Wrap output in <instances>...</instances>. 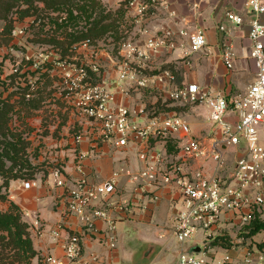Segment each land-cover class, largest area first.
I'll return each mask as SVG.
<instances>
[{
    "label": "crops",
    "instance_id": "1",
    "mask_svg": "<svg viewBox=\"0 0 264 264\" xmlns=\"http://www.w3.org/2000/svg\"><path fill=\"white\" fill-rule=\"evenodd\" d=\"M101 1L116 7L123 0ZM165 1L167 10H162L156 18L149 19L150 25L176 28L183 25L177 19L185 18L186 22L204 30L208 40V46L204 50L186 55L185 49L177 48L152 55L142 64V72L150 80L147 86H139L135 80L119 81V59L112 58L107 49L100 47L103 45L100 40L87 47L81 46L75 53V59L88 65L97 63L99 68H104L102 80L116 93V103L125 105L133 112L136 122L145 124L151 117L177 114L180 111L179 115L190 125L191 135L209 146L219 136L214 134L209 108L205 104H184L174 100L170 98V89L196 83L211 93H220L231 99L244 93L255 82L257 67L249 54L251 15L247 12V0ZM194 3L198 6L193 7ZM169 10L176 12L177 19L168 16ZM228 11L242 15L244 23L239 26L231 23L226 18ZM261 20L264 21V16ZM221 24L231 29L228 36L219 30ZM128 29V37L138 42L144 40L138 33V26H128ZM226 36L235 51L232 69L222 60L221 43ZM185 45L187 47V41ZM164 70H169L174 77L171 87L166 76L161 74ZM54 75L55 72L50 76ZM159 75L164 79L163 82L158 80ZM161 98L164 105L160 106ZM41 109L38 108V111ZM79 119L82 120L80 125L85 136L77 141L75 134L70 132V124L63 127L61 137L55 138L51 134L44 140L42 147L51 154L38 159L40 162L47 161L48 165L36 174V184L26 188L25 180H11L7 190L8 198L0 199V211L9 209L11 202H14L21 208L24 219L29 223L33 245L37 251L33 263L40 264L48 255L65 259L64 244L70 235L77 234L81 237V260L84 263L177 264L183 246L175 235L174 220L179 207L176 188L166 185L160 189L159 200L151 199L150 194H143L137 188L138 174L145 167L139 155L145 150L146 143L129 141L125 146H116L99 138L94 127H90L91 122L85 120L87 118L81 115ZM227 120L235 123L238 117L229 113ZM54 128L56 130L58 125ZM180 143L181 140L176 136L152 137L149 140V151L160 155L155 159H161L159 163L163 167L166 161L173 160L172 156ZM226 154L232 158L228 160L225 157L228 166H234L237 148L229 147ZM213 166L214 162H211L210 173ZM57 167L62 170V185L55 181L53 174ZM115 173H118L117 176H114ZM81 178H86L91 184L115 178V193L95 201L88 209L89 213L97 209L105 214L94 217L92 227L67 212L70 190ZM216 227L209 241H206L208 233L203 231L205 235L203 232L199 233L198 237L185 245L188 248L193 245L201 247L208 243L210 259L207 264H217L226 253L240 262L246 251L254 246L264 252V227L247 235L245 239L237 232L231 215L225 216ZM111 234L116 237L115 246L110 245ZM65 264L81 263L66 259ZM248 264H264V261L260 263L258 255L254 254Z\"/></svg>",
    "mask_w": 264,
    "mask_h": 264
},
{
    "label": "built area",
    "instance_id": "2",
    "mask_svg": "<svg viewBox=\"0 0 264 264\" xmlns=\"http://www.w3.org/2000/svg\"><path fill=\"white\" fill-rule=\"evenodd\" d=\"M121 2H125L127 23L123 27L127 36L119 43V81L135 80L139 86H147L150 80L143 74L142 64L152 55L177 48L185 49L184 52L188 55L208 46L204 30L189 21L186 22L185 18L177 19L174 11L169 10L168 16L179 22L181 20L183 25L176 28H157L150 25L149 19L156 18L162 10H167L165 0ZM197 6L194 3L193 7ZM247 12L251 15L249 54L254 59L257 70L255 82L244 93L227 99L224 95L211 93L196 83L173 88L172 73L169 70L161 72L170 84V98L184 104H205L209 108L214 134H219L209 146L192 136L188 122L176 113L151 117L145 124L136 122L128 107L116 103V93L104 80L88 82L89 71L101 75L97 63L88 65L64 58L53 61L60 70L66 96L71 99L74 108L91 122L99 138L116 146H125L129 141L146 143L145 150L139 155L145 167L138 174V190L143 194H150L153 200H159L160 189L166 185L176 188L179 207L174 220L175 235L183 246L177 264H207L210 259L208 243H204L199 252L190 251L185 245L195 239L198 231L208 233L206 241H209L216 225L227 215H231L236 230L243 239L251 234L255 223H264V21L261 20L264 16V0H247ZM226 18L237 26L245 21L242 15L233 11H228ZM128 26H138V33L144 40L138 42L128 37ZM219 30L227 36L231 32L225 24H221ZM227 36L222 40L221 54L225 65L232 69L235 51ZM92 44L87 39L75 44L73 51L76 53L81 46ZM158 80L164 81L160 75ZM229 113L237 115L238 120L235 123L227 120ZM169 136L179 137L180 150L172 156L173 160L166 161L162 167L159 163L161 159H155L160 155L149 151V140L152 137ZM77 141H80V137H77ZM229 147H236L238 153L232 167L228 166L225 159ZM211 162H214V166L210 173ZM53 174L55 181L62 185V170L57 167ZM114 179L98 184H91L86 178L77 180L69 193L67 212L92 227L94 217L105 214L97 209L89 213L88 209L95 201L115 193ZM35 184V180L24 182L26 188ZM115 240V235L111 234V246H115ZM82 251L81 237L77 234L70 235L64 244L65 259L48 255L40 264H65L66 259L88 264L81 260ZM254 254L258 255L260 263L264 261V252L254 246L246 251L240 262L226 253L217 264H248Z\"/></svg>",
    "mask_w": 264,
    "mask_h": 264
},
{
    "label": "rangeland",
    "instance_id": "3",
    "mask_svg": "<svg viewBox=\"0 0 264 264\" xmlns=\"http://www.w3.org/2000/svg\"><path fill=\"white\" fill-rule=\"evenodd\" d=\"M103 4L106 9L103 15H106L109 9L112 11L119 9V5L111 7ZM2 7L3 3H0V9ZM24 7V5L15 6L9 13L7 21L0 19V102L9 104L7 107L10 109L8 123L12 133L28 141L25 149L20 151L22 164L15 168L18 174L22 176L19 179L27 181L34 180L32 177H36V174L45 169V165H48L47 161H38L40 157H48L51 154L42 148L47 137L51 134L55 138L61 137L60 132H62L63 127L69 124L70 132L76 137L85 135L80 125L82 120L79 117L81 114L74 108L71 99L66 96L67 92L62 84L61 73H58L59 69L53 62L60 58L57 45H62V42H64V46L68 44L64 29L57 26L62 23L67 12L56 11L53 7L45 8L43 3L35 2L34 7H38L35 9L37 11L32 9L33 15L17 19L14 28H11V32L8 31L10 28L7 27L10 26L9 19L11 20L12 15L13 18L17 17L18 13L21 15L20 12ZM41 7H44L43 10H40ZM111 21V19H105L103 23L106 24ZM78 23L79 26L70 27L68 31L72 28L86 29L88 27L84 19ZM119 31L116 33L114 30H110L100 39L103 44L100 47L107 49L110 56L116 60H120L119 43L123 38V33ZM46 41L49 43H45ZM72 53L67 55L64 60L81 63V60L75 59V52ZM48 68H51L50 71ZM100 71L103 75L104 68L101 67ZM54 72V77L50 76ZM93 73L89 71L88 82L95 83L98 82L99 78L102 79L101 75L98 76ZM161 105H164L162 98L160 99ZM37 106L42 108L41 111L34 109ZM179 112L177 111V114ZM53 125H58V128L55 130ZM179 150L180 148L177 146L176 153ZM227 157L228 160H232L229 155ZM26 159L31 162L30 167L24 163ZM3 179L4 177L0 176V185L3 183ZM2 192L7 193V189H2ZM202 232L199 231L196 237ZM192 249L193 247H189L190 251Z\"/></svg>",
    "mask_w": 264,
    "mask_h": 264
},
{
    "label": "trees",
    "instance_id": "4",
    "mask_svg": "<svg viewBox=\"0 0 264 264\" xmlns=\"http://www.w3.org/2000/svg\"><path fill=\"white\" fill-rule=\"evenodd\" d=\"M35 2L43 3L45 8L53 7L56 11L67 12V16L62 19V23L57 25L58 28L64 29V34L68 38L67 46H64V42H62V45H57L60 59L73 54L75 44L84 42L87 39L93 44L97 43L110 30L118 33L120 29L119 32L123 33L121 41L127 36L123 27L126 22L125 2H121L119 9L115 11L109 9L106 15H103L106 9L101 0H0V3H3L2 9H0V19L5 21L8 20L9 13L12 12L15 6H25L20 12L21 15L18 13L17 17L13 18L12 15L11 20L9 19L10 26L7 27L10 28L8 31L11 32V28H14L17 19L33 15L32 9L37 11L35 9L38 7H34ZM44 7H41L40 10H43ZM81 19L86 20L88 27L86 29H74L79 26L78 22H81ZM105 19H111L112 21L104 24ZM70 27L74 28L68 31ZM45 43L49 42L46 41ZM100 80L99 78L98 82ZM0 103V176L4 177L3 183L0 185V198L6 200L8 193H3L2 189L8 190L11 180L22 178L15 168L22 164L20 151L25 149L28 141L12 133L8 123L10 109H7V107L9 104L7 105L2 101ZM38 108L40 107H34V109ZM8 162H10V165H8ZM24 163L29 167L31 166V162L27 159L24 160ZM262 227H264V223H257L251 234ZM36 255L37 251L33 245L30 225L24 219L21 208L16 203L11 202L9 209L0 211V264H34L33 259Z\"/></svg>",
    "mask_w": 264,
    "mask_h": 264
},
{
    "label": "water",
    "instance_id": "5",
    "mask_svg": "<svg viewBox=\"0 0 264 264\" xmlns=\"http://www.w3.org/2000/svg\"><path fill=\"white\" fill-rule=\"evenodd\" d=\"M150 249H151V248H150ZM200 249H201V247H199V246H195V247H193V249H192L191 251H193V252H199Z\"/></svg>",
    "mask_w": 264,
    "mask_h": 264
}]
</instances>
